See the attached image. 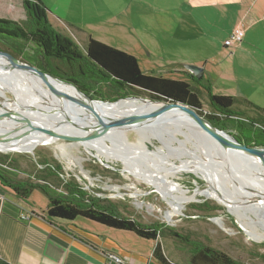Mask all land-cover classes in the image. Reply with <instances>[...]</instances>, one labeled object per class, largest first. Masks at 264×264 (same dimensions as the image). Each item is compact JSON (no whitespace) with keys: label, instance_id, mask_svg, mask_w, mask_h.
<instances>
[{"label":"crops","instance_id":"obj_1","mask_svg":"<svg viewBox=\"0 0 264 264\" xmlns=\"http://www.w3.org/2000/svg\"><path fill=\"white\" fill-rule=\"evenodd\" d=\"M40 1L51 25L80 49L99 40L135 55L145 74L188 81L198 94L202 87L233 96L236 111L264 123V0ZM242 24L243 41L227 47ZM185 64L202 66V78ZM31 196L0 185V264H108V253L130 264H161L155 241L85 218H49L48 202L40 207Z\"/></svg>","mask_w":264,"mask_h":264},{"label":"rangeland","instance_id":"obj_2","mask_svg":"<svg viewBox=\"0 0 264 264\" xmlns=\"http://www.w3.org/2000/svg\"><path fill=\"white\" fill-rule=\"evenodd\" d=\"M22 1L0 0V18L24 23L26 13ZM20 43L23 44V41L19 39L0 38V49L11 53L18 50ZM33 47V43H29L24 54L15 57L23 61L24 57L37 58L42 61L39 55L34 56L31 50ZM80 50L82 53H86L84 48L81 47ZM97 79L98 81L90 77L87 83L91 82L92 84L87 87L81 83L84 85V90L89 93L88 95L104 103L111 102L110 100L118 96L119 90L115 89L112 82ZM203 82H206V79ZM210 82L211 86L214 84L213 87L216 86L217 92H220L217 89L220 88V84L216 85L214 80H210ZM44 87L64 93L61 88L51 84H45ZM200 89L199 97L203 104V113L217 114L210 103L207 90H203L202 87ZM120 93L125 98L140 96L153 99L146 91L135 88L122 89ZM6 94L7 97L9 96L8 98H13L11 90L6 91ZM14 96L16 97L15 94ZM0 103H2L1 99ZM39 121L34 122L39 125L42 123ZM224 123L226 131L236 135L239 129V133L244 135V127H238L236 121L229 120ZM31 124L33 125V123ZM23 125L24 123L20 124V126L26 127ZM234 125L237 126V129L234 128ZM158 126L162 128L160 136H150V132ZM175 129L172 123L160 121V124L148 128L126 130L121 141H113L104 136L98 137V141L108 149H115L121 142L120 146L127 145L130 151H134L136 155H133L134 158L131 160H127L121 155L109 157L106 149L98 150L85 143L58 137H54L53 140L40 141L32 152L21 150L4 152L0 150V158L5 157L16 169L11 174L15 181L31 183H44L39 179L44 175L43 169L49 164L60 165L62 171L59 173V178L49 177L48 182L58 183L59 190H63V183L73 179L92 195L100 197L104 203L114 206L125 216L135 218L145 225L159 226L161 228L159 240L164 253L177 264H189L194 244L209 246L225 252L241 264H264V202L255 200L253 195L246 192L242 196L243 198L236 200L241 207L244 206V208H240L238 215L231 211L225 200L230 198L226 194L213 191L215 183V185L231 188H235V185L240 188L244 186L246 190H249L250 186L246 185L247 182L244 183L247 179L246 174L235 170L229 174L225 171L227 167L220 158L216 160L212 156H207L202 144L187 139V136ZM187 133L190 135V132ZM20 140L23 139H18V141ZM181 141L185 146L181 145ZM143 145L157 153L150 157L143 154ZM186 147L190 149L187 153L185 152ZM160 149L163 151L162 153L159 152ZM219 155L221 158H225V156ZM197 156L206 164L208 163V167L210 166L207 170L198 169L199 174L183 169L179 170L170 165L172 161L174 165L201 163ZM150 171H153L157 177L168 181L172 188L185 190L189 195H194V198L182 202L177 208L172 207L169 200L157 190L154 184L140 174ZM258 184L260 183L258 182ZM255 186L252 190L260 191V188ZM30 201L43 207L48 202V198L40 190H34ZM253 205L256 206L253 207ZM78 218L77 224H80V221H87L84 218ZM102 228L104 227L102 226Z\"/></svg>","mask_w":264,"mask_h":264},{"label":"trees","instance_id":"obj_3","mask_svg":"<svg viewBox=\"0 0 264 264\" xmlns=\"http://www.w3.org/2000/svg\"><path fill=\"white\" fill-rule=\"evenodd\" d=\"M22 3L26 13L24 23L0 18V38L11 37L23 41L18 50L11 52L12 55L24 54L28 44L32 42L34 47L31 50L34 56L39 55L42 61L24 57L25 62L74 83L87 94L89 93L83 86L92 84L87 83L90 77L96 81L100 78L103 81L112 82L115 89L119 90L118 96L110 100L111 102L125 98L121 96L122 89L143 90L149 93L153 100L186 104L222 129H227L224 127V122L236 121L238 127L245 129L244 135H241L238 129L236 138L249 146L264 147V123L243 117L236 111L233 96L208 92L210 103L217 114L203 113L202 101L190 82L145 74L135 55L93 38L88 41L86 53H82L73 40L51 25L47 16L48 9L40 0H23ZM234 128L237 129V126L234 125ZM14 170L16 169L12 163L5 157L0 158V185L11 189L17 196L24 199L28 198L34 190H40L48 198L45 213L49 218L74 221L82 217L107 227L132 232L142 239L156 242L154 257L161 264H177L164 253L159 240L161 234L159 226L145 225L135 218L125 216L114 206L104 203L100 197L92 195L73 179L63 183V190H59L58 183L48 182L49 177L59 178V173L62 171L60 165L49 164L43 169L44 175L39 179L44 183L15 181L11 176ZM192 249L193 255L189 264H241L225 252L209 246L194 244Z\"/></svg>","mask_w":264,"mask_h":264},{"label":"bare ground","instance_id":"obj_4","mask_svg":"<svg viewBox=\"0 0 264 264\" xmlns=\"http://www.w3.org/2000/svg\"><path fill=\"white\" fill-rule=\"evenodd\" d=\"M3 60L4 59L0 58V62H5ZM11 73L12 75H8L6 73L0 74V99L2 101V103H0V115L2 116L4 114L2 116L3 118H0V139H2L0 140L1 151L13 152L21 150L32 152L40 141L54 139V136L47 135L37 129H33L32 124L20 119L22 116L32 121L40 120L42 123H39V126L53 128L58 133L75 136H83L86 134L88 126L84 125V123L81 122L77 117L78 115H82L83 117H91V114L83 106H81L80 103H72L70 105L71 108L76 112L74 115L71 113L68 115L64 114L59 109L61 103L67 104L71 97L74 99L76 98L78 102L81 101V98L78 97V95L75 94L73 90H69L65 86L53 81H44L42 78H37L31 74L22 73L19 71H13ZM46 83L61 88L64 93L57 92V96L56 94L52 93L53 90L44 87ZM10 90L16 95L15 99H10L8 98L9 96L7 97L6 91ZM96 104V107L103 115L117 119L149 112L157 107L162 106L163 103L162 101L155 102L143 97H135L121 98L116 102H98ZM24 108H28L29 110H25ZM159 121L172 123L176 128L175 131L183 133L185 136H187V139L193 142L195 140L196 143L202 144L207 152V156H212L216 160L220 158L221 162L227 167L225 168V171H227L229 174H232L234 170L237 172H244L246 174L245 176L247 179L244 181V183L247 182L246 185L250 186L249 190H246L244 186L243 188H240L239 186L236 187V185L235 188L219 186L215 185L216 183L213 181V183H215L213 186V191L222 192L230 198L229 200H225L228 202L233 213L239 215L240 208H244V206L241 207L239 202L236 200L237 198H243L242 196H244L246 192L250 195H253L255 200L264 202V189H261L264 188V170L257 160L245 155L224 151L215 140L210 138L209 135H207L191 120L190 117L184 113L173 112L171 118L167 120L162 119ZM21 123H24L23 126L26 127L20 126ZM62 124H65V126L61 127ZM28 129L34 132H32V134H26ZM154 129L155 130L150 132V136H160V130L162 128H159L158 126ZM185 131L190 132V135ZM125 132L126 130L98 128L94 131L93 135L89 139L80 143H85L87 146L96 147L98 150L106 149L109 157L121 155L127 160H131L134 158L133 155H135V153L134 151H130L129 147L125 144L120 146L122 142L115 149H108L104 147L105 145L103 146L98 141L99 136H104L113 141H118L122 139L123 136H125ZM18 139L23 140L18 141ZM180 143H182L181 145H184L183 141ZM142 148L144 149L143 154H146L149 157L157 153L156 151H151L144 145ZM186 148L187 149H185V152L187 153V151H190V149L189 147ZM159 152L162 153L163 151L160 149ZM219 154L225 156V158H221ZM193 155L195 154L193 153ZM197 157L199 160H201V163L195 164L191 162L183 163L182 165H174L172 161L170 165L179 170L183 169L196 174H199L197 170H200V168L201 170L209 169L210 166L208 167V163L206 164L199 156ZM140 174L144 176L145 179L149 180V182L154 184L157 190L169 200L170 205L174 208L179 207L182 202L191 199L194 196L189 195L185 190L182 191L178 188H172L168 181L164 180L162 177H157L153 171L147 173L142 172ZM258 182L260 184H258ZM255 185L260 188V191L258 189L252 190L253 187H256ZM195 196L197 195L195 194ZM255 206L256 205H253V207ZM243 224L245 225L244 222Z\"/></svg>","mask_w":264,"mask_h":264},{"label":"water","instance_id":"obj_5","mask_svg":"<svg viewBox=\"0 0 264 264\" xmlns=\"http://www.w3.org/2000/svg\"><path fill=\"white\" fill-rule=\"evenodd\" d=\"M0 58L4 59L5 62H0V74L6 73L12 75L11 72L19 71L22 73L31 74L35 77L42 78L47 82H56L60 85L65 86L69 90H73L78 97L81 98V101H77L76 98H70L68 103H61L63 109L59 108L62 113L74 115L76 112L71 108L72 103H80L90 114L91 117H83L82 115H78V119L84 123V125L88 126L87 132L83 136H75L68 135L64 133H58L53 128L41 127L34 123V121L27 119L26 117H21L30 124L33 123V129L40 130L47 135L67 139L73 142H82L89 139L94 131L98 128H106V129H119V130H134V129H142L148 128L154 125L160 124L159 120H167L171 118L173 112H181L191 118V120L198 125L210 138L215 140L226 152H234L236 154L245 155L247 157L253 158L257 160L264 170V147L260 146H249L238 138L235 137L232 133L222 129L216 125H214L211 121H209L204 116L200 115L198 111L186 104L179 102H170V101H162V106L157 107L149 112L137 114L135 116H129L124 118H112L103 115L98 108L96 107V103L99 101L92 98L90 95L79 89L74 83L69 82L67 80L61 79L51 73L45 72L17 57L14 55L0 50ZM185 68L194 74L198 79H201L204 74V68L202 66L193 65V64H185ZM47 84V83H46ZM52 93L57 94V92L52 91ZM11 94L14 96V93L11 91ZM140 96H132L127 98H135ZM155 102H159L157 100L150 99ZM15 101V100H14ZM116 102V101H115ZM103 103V102H102ZM25 110H29L28 108H24ZM22 109L23 111H25ZM4 115V114H3ZM2 115V116H3ZM0 115V118L2 117ZM3 118V117H2ZM75 122V121H74ZM87 123V124H86ZM89 124V125H88ZM79 125V123H78ZM65 124H62L61 127H64ZM32 129V128H31ZM32 130L28 129L26 134H32ZM2 140V139H0Z\"/></svg>","mask_w":264,"mask_h":264},{"label":"built area","instance_id":"obj_6","mask_svg":"<svg viewBox=\"0 0 264 264\" xmlns=\"http://www.w3.org/2000/svg\"><path fill=\"white\" fill-rule=\"evenodd\" d=\"M244 35H245V29L243 24L236 27L231 34L229 35V37L225 40V45L227 47H235L236 45H239L243 39H244ZM22 219H29L30 216L28 214H22ZM107 260H108V264H130L128 262V259H124L123 257L115 254V253H108L107 254Z\"/></svg>","mask_w":264,"mask_h":264}]
</instances>
